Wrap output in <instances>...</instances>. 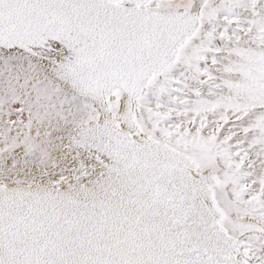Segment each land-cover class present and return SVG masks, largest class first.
Masks as SVG:
<instances>
[{
    "label": "snow or ice",
    "instance_id": "snow-or-ice-1",
    "mask_svg": "<svg viewBox=\"0 0 264 264\" xmlns=\"http://www.w3.org/2000/svg\"><path fill=\"white\" fill-rule=\"evenodd\" d=\"M0 264H264V0H0Z\"/></svg>",
    "mask_w": 264,
    "mask_h": 264
}]
</instances>
